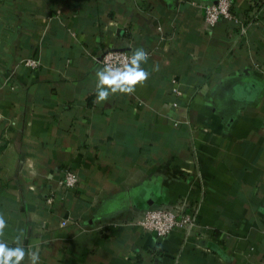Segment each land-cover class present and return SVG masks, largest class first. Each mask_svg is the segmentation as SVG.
Here are the masks:
<instances>
[{
    "label": "crops",
    "instance_id": "0c3cea01",
    "mask_svg": "<svg viewBox=\"0 0 264 264\" xmlns=\"http://www.w3.org/2000/svg\"><path fill=\"white\" fill-rule=\"evenodd\" d=\"M213 1L2 0L10 246L23 230L39 264H264V0H234L239 22L209 27ZM140 47L146 83L94 103V56ZM67 168L79 182L63 188ZM176 204L196 212L191 231L137 222Z\"/></svg>",
    "mask_w": 264,
    "mask_h": 264
},
{
    "label": "clouds",
    "instance_id": "9594fccd",
    "mask_svg": "<svg viewBox=\"0 0 264 264\" xmlns=\"http://www.w3.org/2000/svg\"><path fill=\"white\" fill-rule=\"evenodd\" d=\"M149 59L148 52L140 47L133 48L131 55L121 58L105 57L103 67L95 72L97 82L95 88L94 103L109 102V97L121 94L132 95L137 86H143L151 73L142 67ZM154 71H159V65H155ZM8 222L3 213H0V264H24L26 258L28 264H39L38 251L25 249L22 244L23 230L14 237L13 244L3 239Z\"/></svg>",
    "mask_w": 264,
    "mask_h": 264
},
{
    "label": "built area",
    "instance_id": "2783aa9c",
    "mask_svg": "<svg viewBox=\"0 0 264 264\" xmlns=\"http://www.w3.org/2000/svg\"><path fill=\"white\" fill-rule=\"evenodd\" d=\"M2 0H0V5ZM234 0H216L210 3H206L203 6L204 8V18L205 23L209 27H214L220 19H232L239 22L238 17L234 12ZM248 25L244 24L241 29L242 32L246 33L248 30ZM131 55V52L125 49L111 48L107 49L101 56H94V58L101 63L102 67L105 61V57L108 58H125ZM27 64L37 66L39 64V59L32 57L28 58L25 61ZM175 82L173 86V92L176 95L182 94V89L177 83L176 79H173ZM177 104L176 102L174 103ZM79 182L78 173L72 169L67 168L59 180V185L63 188L74 187ZM65 193H61L60 198H65ZM54 196H50L47 200L52 202ZM68 222L67 219H61L59 221L60 225H66ZM144 228L156 231L160 236L167 235L175 227H182L186 231H191V229L197 223L196 212H186L184 207L181 204H176L174 208H171L167 205L152 207L146 210L144 216L137 221Z\"/></svg>",
    "mask_w": 264,
    "mask_h": 264
}]
</instances>
